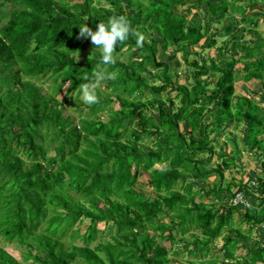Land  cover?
I'll use <instances>...</instances> for the list:
<instances>
[{"label": "trees", "instance_id": "obj_1", "mask_svg": "<svg viewBox=\"0 0 264 264\" xmlns=\"http://www.w3.org/2000/svg\"><path fill=\"white\" fill-rule=\"evenodd\" d=\"M188 2L212 22L176 13L185 0H0V238L22 256L0 245V264H264V238L253 234L264 224V110L235 87L237 78L252 81L250 92L264 99V34L254 8L264 0ZM114 15L145 40L116 45L117 63L103 66L111 78L87 105L80 85L101 57L90 38H78V24L95 30ZM195 45H230L232 56L191 58ZM172 47L194 84L179 83L159 57ZM210 75L217 81L206 95ZM70 100L74 118L61 114ZM230 124L244 134L227 150ZM224 133L226 144L213 145L211 135ZM241 148L259 159L260 172L223 184ZM212 172L211 186L193 182ZM236 193L249 205L232 204Z\"/></svg>", "mask_w": 264, "mask_h": 264}, {"label": "rangeland", "instance_id": "obj_2", "mask_svg": "<svg viewBox=\"0 0 264 264\" xmlns=\"http://www.w3.org/2000/svg\"><path fill=\"white\" fill-rule=\"evenodd\" d=\"M188 1H193V0H185V3L184 4L182 3L183 5H182L181 8H176V13L184 14V16L188 17L189 19L190 18L191 19L195 18V17H197L199 15L198 18H202V20H201L202 23L212 22V20H213L212 18H209L208 15H206L205 13L204 14L202 13L204 7H201L200 9H199V7L194 8V7H192V3L188 2ZM194 2H195V0H194ZM244 5L246 6V9H247L248 3H245ZM4 9L6 10L7 6ZM127 10H129V12H130V11H132L134 9L132 7L130 8L129 6H127ZM234 16H235L234 18L237 19L238 15H234ZM224 18L228 20L229 16L225 15ZM225 23H226V21L223 19V24H225ZM259 25L261 26V29H259L260 33L264 34V32H262V29L264 28V24H262L261 22L258 21L257 28H259ZM220 26H222V24H220ZM224 28H225V26H224ZM221 33L222 32L220 31V35H222ZM221 37L222 38H219V42L221 40L225 39V37H223V36H221ZM260 37L262 38V37H264V35L263 36L261 35ZM160 41L157 40V49L158 50H159ZM202 41H201V43H202ZM201 43H199V44H201ZM202 46H203V44H202ZM92 48H94V46L90 45L89 48L87 49L86 53L90 54L89 51ZM191 49H193V52H197V54L195 56L193 54H191L190 55L191 58H194V57L198 58V59L201 58V57L204 58L206 56V54H208L210 57L217 58V60L220 61L221 55L226 57V58H229L230 56H232V53H231V50H230V45L228 47H225V46L222 45L220 52L216 51L215 47H211L210 49H204V48H201L200 45L192 46ZM173 50H174V47H172V49L169 48L167 53H165V55L160 53L159 57L161 59H166L167 60V62L169 64V68L171 69V71H173L174 73L178 72V82L179 83L186 84L188 86L194 84L193 80H191L190 70L186 69V66H185V64H184V62L182 60L181 53L180 52H174ZM261 52L264 53V50L263 51L261 50ZM236 68L239 70V71L235 72L236 76H238V75L241 76L243 74V72H242V64L241 63L237 64ZM203 81L207 82L206 95L212 94L214 89H215L214 84L217 81L216 76L215 75H210L207 78L206 81L204 79H203ZM50 83H51L50 81H47L46 83H42L41 91L42 92L48 91L47 86ZM103 84H104V82H99V83L97 82L96 87L102 89L103 86H104ZM242 85L243 86L245 85V87H243ZM251 86H252V81L243 82V80L241 78H237V80L235 81L236 93H241V94L243 93V94L251 96L252 98H254L256 100H259V96H257L256 94H252L250 92L251 91L250 90ZM79 97L81 98V96H79ZM216 101H215V103H213V104H211L209 106L211 109L216 108ZM259 103H260L262 109L264 110V101H259ZM62 104L63 105L61 107V111H62L61 114L63 115V117H66L67 114H71V115H73V118H74V116L76 115L75 114L76 111L74 109L72 111V108H75L74 105H72V100L64 102ZM111 106L114 107V109H118L119 108V105L117 103H113ZM76 108L78 109V107H76ZM82 108L85 109V107H82ZM167 108L168 107H165V109H167ZM152 111H153V113H156L157 110H156V108H154ZM168 111H170V110H168ZM155 115H156V119H157L158 115L157 114H155ZM101 117L102 118H106V114H101ZM180 124H181L183 129L187 128L184 121H180ZM233 127H236V126L234 124H230V126L229 125L226 126V130L229 129V128H232L231 130L234 133V134L233 133H231V134L229 133L228 134V137L230 139L229 142L226 141V137L225 136H227V135H225V134L228 133L226 131V133H224V135H222V136H219V134L217 136L212 134L211 135L212 144L216 145L217 147H221V146H223V144H226V142H227V145H226L227 150H229L230 148L235 146L234 144H237V146L239 145V147H240L242 142H243L242 136L244 134V131L241 129V131L235 132ZM239 127H241V126H239ZM145 142L147 144H150L148 142V140H146ZM241 151H242V153H241V155H239L238 159L236 160L235 167L234 168L231 167L230 169H225L224 170V173H223L224 174L223 184H228L229 182H231L232 178H234L235 181H237L239 179H242L244 182H248L249 180L252 179L251 177L256 178L258 176L257 174H259V172H260V166H259L260 161H259V159L258 158L257 159L253 158V155H251L250 153H248V155L244 154V153H246L248 151L247 150H243V148H241ZM230 156H229V158H230ZM217 178H218L217 173L212 172V174H210L209 177H206V178L200 179V180L196 179L193 182L198 187L209 186V185L211 186L213 184V182ZM140 180L144 181V182H147L146 175L145 174H141ZM144 190L149 195L154 194L152 189H151V187L149 185H145L144 186ZM256 203L257 202H255V204ZM236 218H238V217L236 216ZM86 224H87V220H84L83 224H79V227H80L81 231H84ZM98 226H99L100 229L104 228V224L103 223L98 224ZM253 234L255 236H258L260 239L264 238V224L259 226L258 229H256ZM220 244H221V242L218 241L217 245L220 246ZM0 245H2L10 254L15 256L17 259L22 260L21 252H20L19 248L15 244L4 242V241H2V238H0ZM216 251L217 250L215 249L214 250V254H218ZM242 253H243V251H242ZM27 264H29V263H27ZM171 264H180V263L176 262L175 259L172 258Z\"/></svg>", "mask_w": 264, "mask_h": 264}, {"label": "clouds", "instance_id": "obj_3", "mask_svg": "<svg viewBox=\"0 0 264 264\" xmlns=\"http://www.w3.org/2000/svg\"><path fill=\"white\" fill-rule=\"evenodd\" d=\"M79 25L78 38H90L95 49L100 50V61L97 69L90 75L85 76V81L80 85V96L87 105L99 102V96L96 91V84L99 81L111 78V74L105 71L103 66L115 65L117 59L115 56L116 45L126 41L130 36L136 37V43L143 46L145 37L142 33L132 28L130 20L124 15H114L107 21H100L95 30L86 22ZM78 59V58H77Z\"/></svg>", "mask_w": 264, "mask_h": 264}, {"label": "crops", "instance_id": "obj_4", "mask_svg": "<svg viewBox=\"0 0 264 264\" xmlns=\"http://www.w3.org/2000/svg\"><path fill=\"white\" fill-rule=\"evenodd\" d=\"M240 4H242L241 2H240ZM254 8H255V10H257L258 9V11H261V17H258V19H257V22L259 21V22H261L262 24H264V3L263 4H255L254 5ZM251 9L249 8L248 9V13L249 12H251L250 11ZM263 15V16H262ZM261 25V24H260ZM259 25V28H257L258 30L259 29H261V26ZM258 26V25H257ZM262 31L264 32V28L262 29ZM260 50H264V47L262 48V49H260ZM264 54V53H263ZM256 83V82H255ZM259 86H257L258 88H259V91L258 92H260V94H264V76H263V78L260 80V83L258 82L257 83ZM243 86V85H242ZM243 87H245V85L243 86ZM254 87H256V86H251V89L250 90H255L254 89ZM256 91V90H255ZM252 94H254V93H252ZM257 96H259V100H257L258 102L259 101H264V99H262L261 98V96L259 95V94H256ZM260 104V103H259ZM244 154H246V155H248V152H246V153H244ZM243 181V180H242ZM244 182V181H243Z\"/></svg>", "mask_w": 264, "mask_h": 264}, {"label": "built area", "instance_id": "obj_5", "mask_svg": "<svg viewBox=\"0 0 264 264\" xmlns=\"http://www.w3.org/2000/svg\"><path fill=\"white\" fill-rule=\"evenodd\" d=\"M231 203L235 204V205L239 204V203H242V204H244L246 206L249 205V203L246 201V199L243 198L242 193H236L234 195V197L231 199Z\"/></svg>", "mask_w": 264, "mask_h": 264}]
</instances>
